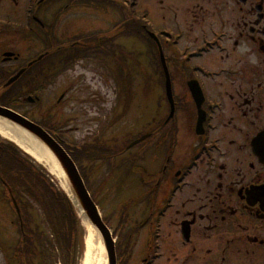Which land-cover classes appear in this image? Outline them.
<instances>
[{
  "label": "flooded vegetation",
  "instance_id": "af4514ba",
  "mask_svg": "<svg viewBox=\"0 0 264 264\" xmlns=\"http://www.w3.org/2000/svg\"><path fill=\"white\" fill-rule=\"evenodd\" d=\"M103 8L119 23L98 39L89 27L81 35L86 26L80 14ZM145 16L153 17V26L141 22ZM147 25L154 27L166 53L171 82L183 81L185 96L178 97L173 89L176 114L170 119L159 114L153 121L144 152L154 151L159 169L152 172L153 188H145L149 201L142 207L147 219L162 217L161 225L170 217L180 253L166 247L172 234L161 226L145 252L146 262L264 264V165L251 147L252 138L264 130V0H0V83L20 68L18 37L30 45L44 43L49 50L63 47L45 61L72 72L86 52L76 46L79 41L111 50L114 29L147 30ZM96 50H87L90 60ZM23 78L36 79L29 72ZM196 78L207 114L201 135L195 134L196 107L186 85ZM182 110L189 113L184 117L190 120L185 125L190 136L178 144ZM250 189L260 193L252 190L249 196ZM183 220L190 227L187 242L180 233ZM128 255L125 249L120 264H129Z\"/></svg>",
  "mask_w": 264,
  "mask_h": 264
},
{
  "label": "rangeland",
  "instance_id": "374dc122",
  "mask_svg": "<svg viewBox=\"0 0 264 264\" xmlns=\"http://www.w3.org/2000/svg\"><path fill=\"white\" fill-rule=\"evenodd\" d=\"M97 2H100V0H97ZM94 13L95 11L92 14H80L81 24L86 26L80 29L81 35L89 33L88 27L91 28L92 33L98 35L105 30H109L112 25L119 23L113 17L114 14L104 8L98 10V13ZM20 19L22 20L23 17ZM147 19L153 23V17ZM115 21L118 22L114 23ZM134 35L138 36L141 44L133 40L132 47L125 46V48L132 51V56L137 60L135 66H138V70L135 66L133 68L129 66L131 80L123 76L126 87L125 93L120 91L121 88L118 84V77L116 76L118 66L113 63L111 58L105 59L100 50L97 51L94 62L90 63L89 60L79 62L74 72L64 73L60 69L50 72L52 78L44 82V91L41 95L42 101L37 104L38 106L25 104L19 110L29 114L34 119H39L45 105L55 102L61 90L70 87L69 97L62 108V112L67 117L70 116L72 122L68 121L61 128L66 133L67 139L78 145H83L86 152H106L115 144L124 145L130 138L141 135L146 131L144 125L149 122L148 118L155 113L163 116L166 111L169 112V107L163 91V76L155 61L156 50L154 45L152 43L146 45L143 32L134 30L130 33V36ZM126 37L120 36L117 41ZM17 41V49L23 52V60L34 53V50L31 51V46L27 43L25 37H18ZM124 44L127 45L128 42L125 41ZM138 45H140L139 50L136 49ZM120 59L121 61L130 62V59L122 55ZM172 86L178 97L184 98V82L176 80L175 84L172 82ZM184 111H180L177 118L179 131L182 132L178 135V144L185 142L186 135L190 136V132L185 131V125H188L186 122L190 120L184 117L189 113ZM0 140L5 139L0 137ZM138 150L140 149L135 147L132 152L127 151L120 158V160L126 159L125 161L133 165L134 169L130 170L128 168L129 173L122 170L124 166L128 167V165H124L117 159L115 162H118L122 170L119 174L110 175L114 168L103 162H98L99 169L96 175L88 174L90 190L98 202L101 214L107 217L108 225L114 231L115 239L117 238V241L121 242L120 250L124 251L126 249L129 252L130 256H127L130 259L129 264L133 262L134 264L148 263L146 262L147 255L145 252L150 247L152 225H150L149 220L142 222L141 217L144 212L142 206L146 204L144 198L146 196L144 193L145 188H153V185L151 186L152 172L159 169L156 165L157 158L151 155L154 151L148 154L147 163L146 160L138 162L140 158L143 159L146 156V152H142L141 155L144 156L140 157ZM31 160L34 162V166L39 168L45 176L47 175L57 188H60L56 176L51 174L47 167L45 169L33 159ZM135 164L139 165L136 167ZM158 187H161V184ZM42 193H45L44 188H42ZM21 196L18 198L21 199ZM22 200L26 203V212L24 210V213L27 215L28 221L30 219L29 224L26 223L28 231L39 228L47 238V243L52 244L50 249L52 262L63 258V251L59 247L57 249L55 247L56 244L53 242L55 238L49 230L45 213L41 211L37 202L32 199L25 197ZM15 218L7 193L0 186V264H5L6 261L1 248L6 249L9 246H11V249L15 248L17 242L18 230L14 222ZM121 219L124 223L123 228L120 230ZM59 221L61 224L60 219ZM169 221L170 217L166 221L164 220L162 224V232L168 236L172 234L168 239L165 238L166 247L169 246V248L180 253L179 247L176 245L179 241L175 236V228L169 224ZM76 230L78 231L77 238H75L77 246L75 252H72L75 254V264H82V243L85 231L82 224ZM46 253H48V250ZM165 260L167 259H162L158 264H168ZM57 263L59 264V262ZM47 264H50V262Z\"/></svg>",
  "mask_w": 264,
  "mask_h": 264
},
{
  "label": "trees",
  "instance_id": "16d2710c",
  "mask_svg": "<svg viewBox=\"0 0 264 264\" xmlns=\"http://www.w3.org/2000/svg\"><path fill=\"white\" fill-rule=\"evenodd\" d=\"M0 169L2 170V175L12 185V188H16V195L27 193L33 201L42 204V208L46 213H52V216H54L53 212L57 214V219L61 220V224L57 222L59 227L55 224L54 232L56 235L57 233L61 234L65 247L70 248L71 244H73L77 220L64 193L51 188L53 187L52 184L47 182L48 180L42 174L21 160L16 152L12 154L11 150H1ZM42 188H44V194L42 193ZM59 228H61V231ZM64 259V264H70L68 252Z\"/></svg>",
  "mask_w": 264,
  "mask_h": 264
},
{
  "label": "water",
  "instance_id": "95a60500",
  "mask_svg": "<svg viewBox=\"0 0 264 264\" xmlns=\"http://www.w3.org/2000/svg\"><path fill=\"white\" fill-rule=\"evenodd\" d=\"M20 73V72H19ZM12 78L7 84H11L14 80L19 76ZM0 118L11 122L12 124L20 127L23 131H25L29 136H31L34 140L40 142L42 146L49 150V152L56 158L57 165L59 164L61 168V176L64 184L67 188H69L72 196L74 197L76 203L84 212L86 218L90 221V223L96 227L104 240V244L106 250L109 254V259L112 258V243L110 239V235L102 223L98 211L90 199L86 188L76 170L75 165L69 156L64 152V150L45 133L40 127L34 125L33 123L27 121L21 116L10 112L9 110L0 108Z\"/></svg>",
  "mask_w": 264,
  "mask_h": 264
},
{
  "label": "bare ground",
  "instance_id": "6f19581e",
  "mask_svg": "<svg viewBox=\"0 0 264 264\" xmlns=\"http://www.w3.org/2000/svg\"><path fill=\"white\" fill-rule=\"evenodd\" d=\"M17 132L19 131L11 129L6 124L0 122V136L13 141L23 150H25L28 154L33 156V158L36 159L39 163L45 165L50 172L53 171L60 180L62 186L66 189L62 181L63 175L61 176V168L59 164H56L58 162H55L57 161L55 160L56 158L49 151L46 152L41 146L42 144L40 142L28 137L27 135H24L22 138H20L17 135ZM25 142H28L29 145H31L32 147L25 144ZM33 148L35 149V151H37L38 154L34 153V151L32 150ZM80 216L82 217V223H84L83 226L85 229L84 255L82 259V264H106V254L100 234L88 221H84V217L81 213Z\"/></svg>",
  "mask_w": 264,
  "mask_h": 264
}]
</instances>
